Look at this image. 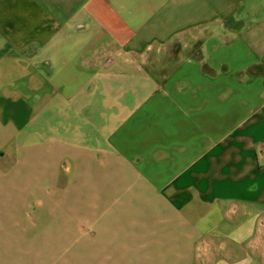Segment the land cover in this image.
<instances>
[{
	"label": "crops",
	"instance_id": "0c3cea01",
	"mask_svg": "<svg viewBox=\"0 0 264 264\" xmlns=\"http://www.w3.org/2000/svg\"><path fill=\"white\" fill-rule=\"evenodd\" d=\"M263 5L0 0V264H257Z\"/></svg>",
	"mask_w": 264,
	"mask_h": 264
},
{
	"label": "rangeland",
	"instance_id": "374dc122",
	"mask_svg": "<svg viewBox=\"0 0 264 264\" xmlns=\"http://www.w3.org/2000/svg\"><path fill=\"white\" fill-rule=\"evenodd\" d=\"M264 6V5H263ZM63 182V179H60L59 181H50V180H37L33 182V186L34 188H38L40 186H49V187H55L56 183ZM24 183H26V181H24ZM57 197V196H56ZM1 202V201H0ZM31 203L35 202V198H31L30 200ZM249 214V213H248ZM264 225V223H263ZM249 230V229H248ZM251 232H248V243H247V248H248V252H251L252 255H257L258 257V262L257 264H264V226H261V222L260 225H258V227L256 228H251L250 229ZM257 232H261L260 235L257 234ZM227 239L223 236H218L216 241H215V245L216 248H218L217 251L216 249V253L218 252H223L222 248H223V242L226 241ZM234 250V247H232Z\"/></svg>",
	"mask_w": 264,
	"mask_h": 264
}]
</instances>
